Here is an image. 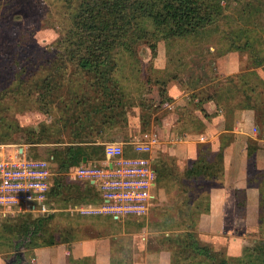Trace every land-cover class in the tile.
<instances>
[{
    "label": "rangeland",
    "instance_id": "1",
    "mask_svg": "<svg viewBox=\"0 0 264 264\" xmlns=\"http://www.w3.org/2000/svg\"><path fill=\"white\" fill-rule=\"evenodd\" d=\"M76 7L77 0H0L1 145L25 144L40 135L42 142H37L32 150L47 158L61 144L59 141L94 139L104 144L129 142L151 134L160 139L171 138L172 133L200 135L213 128L214 118L220 113H229V105L223 104L225 97L231 96L232 101L227 102L235 108L230 112L232 118L234 114L239 118L242 115L236 107L251 108L245 106L250 102L243 94L247 86L258 89L264 108V0H227L223 2L222 15L204 28L185 36L161 38L156 50L154 40L141 37L129 51H116L114 60L118 67L112 71V90L117 88L124 96L125 119L100 130L110 124L103 123L95 111L103 89L96 73L75 66L56 73L51 70L56 66L55 59L57 63V41L71 27L78 14ZM144 25L150 28L151 20L146 19ZM21 77L27 79L26 88L16 91ZM174 84L181 89L195 87L200 93L190 92L182 97L183 102L174 99L165 105L163 101L168 99L169 88ZM226 86L233 88V95ZM18 92L24 94L19 96ZM194 95L203 100L216 95L224 112L219 108L210 114L205 107L198 108ZM224 142L228 146L231 135ZM250 145L258 149L255 142ZM153 153L155 163L163 157L176 173L161 179L160 198L145 215H127L117 221L109 214L82 211L81 207L88 204H74L77 192L70 186L62 195H51L58 210L45 229H58L59 243L93 238L95 244L83 258L67 254L62 264H263L264 230L261 237L235 241L231 235L218 240L209 231L208 202L204 196L212 187L208 183L218 179L186 178L190 161L176 157L163 144H158ZM69 175L68 184L78 183L80 178L72 172ZM5 243L1 241L0 246ZM6 246L7 243L2 248ZM50 246L60 245L22 249L30 264H44L41 252ZM67 246L70 252L72 245ZM14 254L10 243L0 255V263L2 257ZM52 255L46 263L60 264L59 253Z\"/></svg>",
    "mask_w": 264,
    "mask_h": 264
},
{
    "label": "trees",
    "instance_id": "2",
    "mask_svg": "<svg viewBox=\"0 0 264 264\" xmlns=\"http://www.w3.org/2000/svg\"><path fill=\"white\" fill-rule=\"evenodd\" d=\"M224 1L227 0H77L76 10L78 14L74 17L68 31L57 41V63L55 59L54 65L56 64V66H53L51 70L56 73L61 69L67 70L70 66H75L80 70L95 72L99 78L98 81H102L100 86L103 88L98 96L99 106L96 107L95 111L100 114L103 123L110 124L108 127L103 125L100 130L111 128V125L117 124L118 119L119 122L125 119L124 108L126 106L121 91L117 88L112 90V87H115L112 71L118 67V63L114 60L116 51H129L131 45L141 37L146 40H154L152 45L155 46L156 50L157 41L161 38L185 36L190 32L204 28L222 15ZM143 17L145 18L144 21H142ZM146 19L151 20L150 28L144 25ZM24 80L27 79L24 77L18 79L16 91H22L26 88ZM49 80L52 81L53 78ZM242 87L244 88V86ZM52 89L54 90V86ZM244 90H246L243 93L244 98L250 101L245 106L256 110L257 123L264 126V108H261L259 102L261 96L258 95V89L247 86ZM165 91L167 93V90ZM47 92L50 93V91ZM17 94L20 96L24 93L18 92ZM118 94L120 95L118 96ZM45 97L44 95L43 98ZM173 101L174 98L169 95L163 103L166 102L165 105H167ZM196 103L198 108L204 109L202 98ZM41 106L38 104L39 108ZM144 125H148L147 122ZM33 132L36 134L34 129ZM42 138L39 135L25 143L28 145L29 155L32 157H41L34 154L32 148L38 144L37 142H42ZM250 142L256 144L258 142L254 139L248 140V157L251 162L257 146H251ZM59 143L61 144L52 150L53 154L47 157L57 171L50 197L51 195L56 197L64 194L70 186L77 192L73 196L74 204L101 201L100 192L90 181L78 179V183L70 185L67 183V179L69 174L82 163L85 156L89 160L103 159L105 157V144L98 143L94 139L72 141V143L59 141ZM226 145L227 143L224 142L223 151L216 157H211V150L206 145V150L202 152V155L187 166L184 173L186 178L193 181L201 180L202 177L204 179H223ZM92 148H96V150H91ZM156 169L158 186H160L161 179L176 173L175 167L173 168L163 157L156 163ZM215 182L210 181L208 184L214 186ZM237 194L238 206L245 209V189H238ZM204 198H206V203L208 202L207 209L210 210L209 193ZM54 215L53 213L34 217L29 213H23L3 218V223L0 224V242L6 241L7 246L11 243L12 248L24 244L29 250L35 249L39 245L59 244L61 241L56 238L58 229L55 231L49 228L45 229V225L52 221ZM63 233L69 234V231ZM4 246H0L1 253L7 247L2 248ZM225 261L222 262L225 263Z\"/></svg>",
    "mask_w": 264,
    "mask_h": 264
},
{
    "label": "crops",
    "instance_id": "3",
    "mask_svg": "<svg viewBox=\"0 0 264 264\" xmlns=\"http://www.w3.org/2000/svg\"><path fill=\"white\" fill-rule=\"evenodd\" d=\"M227 89L230 90V95L234 94L232 87H227ZM198 90L195 87L194 89H181L174 84L169 88V95L174 99H178V102H183L182 97L195 91L199 94L200 92L198 93ZM194 97V101L196 102L202 98L200 95H194ZM228 99L232 101L231 96L229 98L225 97L223 104L229 105V113H220V116L215 117L214 119L216 120L214 121L213 128H208L204 132L202 131L200 135H191L188 133L175 135L172 133L171 138H161L160 144H163L166 149L170 147L176 157L189 160V163H191L202 155V152L206 150V145L211 150V157H216L223 151L226 136L231 135V142L225 149L224 177L216 181L210 189V210L207 215L208 218H206L209 224V231L215 234L218 240H224L226 239L225 237L231 235L235 241L241 238L251 239L254 235L261 237L260 232L264 230V219H262V216L264 217V126L257 123L256 110L251 108H245L243 106H239L240 108L236 107L238 111L242 110V115L240 114L241 116L239 118L238 114H234L232 118L230 112H234L232 111L233 105L227 102ZM222 106V102L216 95L215 97L211 96L203 100V107L210 114H214L219 108L220 112H222ZM175 132L179 133L178 131ZM136 139L137 137L131 141ZM249 139L256 140L259 146L253 154L251 162L248 157ZM22 146L23 151L26 152L28 146L25 144ZM16 149V145L14 144H0V155H14ZM254 173H257L258 176H254ZM53 187L48 192V196H50ZM238 189H245V209H241L238 206ZM105 202L103 199L101 202L90 201L86 203L88 205L81 207V210L91 214H109L117 221L126 217L116 218L111 213L106 212L104 210ZM45 203L50 205L49 212L45 214L36 213L39 215L34 213L30 214L38 217L53 214L58 210V207L55 206V200L48 198ZM37 207L39 208L40 206ZM7 210L8 208L5 206L0 207V219L22 214L13 212L14 209H9L7 215L4 216L3 213ZM93 240V238L75 239L71 243L54 244L60 245L57 248L54 246L44 248L43 252H41L43 262L47 264L46 262L50 259V255H57V253H59L60 264L66 259V255L70 253L75 259L83 258L88 255L91 245H95ZM65 245H72V250L69 252L68 249L70 248L68 246L65 247Z\"/></svg>",
    "mask_w": 264,
    "mask_h": 264
},
{
    "label": "built area",
    "instance_id": "4",
    "mask_svg": "<svg viewBox=\"0 0 264 264\" xmlns=\"http://www.w3.org/2000/svg\"><path fill=\"white\" fill-rule=\"evenodd\" d=\"M104 144L103 159L82 161L72 174L97 187L106 201L104 210L114 217L146 214L160 197L153 153L160 138L151 134L129 142ZM14 145V155H0V207L8 208L3 215L9 209L45 214L50 211L45 201L50 199L48 192L57 171L49 159L32 157L28 149L23 151L24 144Z\"/></svg>",
    "mask_w": 264,
    "mask_h": 264
},
{
    "label": "flooded vegetation",
    "instance_id": "5",
    "mask_svg": "<svg viewBox=\"0 0 264 264\" xmlns=\"http://www.w3.org/2000/svg\"><path fill=\"white\" fill-rule=\"evenodd\" d=\"M22 248L23 245H16L14 248L15 254L11 257H2L0 264H30Z\"/></svg>",
    "mask_w": 264,
    "mask_h": 264
},
{
    "label": "water",
    "instance_id": "6",
    "mask_svg": "<svg viewBox=\"0 0 264 264\" xmlns=\"http://www.w3.org/2000/svg\"><path fill=\"white\" fill-rule=\"evenodd\" d=\"M87 160H88V158L85 156V157L83 158V161L86 162ZM24 246H25V245H23V248H24Z\"/></svg>",
    "mask_w": 264,
    "mask_h": 264
}]
</instances>
